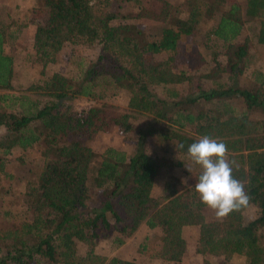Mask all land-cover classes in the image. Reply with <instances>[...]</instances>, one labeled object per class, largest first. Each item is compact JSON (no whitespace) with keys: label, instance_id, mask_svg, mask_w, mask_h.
<instances>
[{"label":"trees","instance_id":"obj_1","mask_svg":"<svg viewBox=\"0 0 264 264\" xmlns=\"http://www.w3.org/2000/svg\"><path fill=\"white\" fill-rule=\"evenodd\" d=\"M151 2L159 8L146 5ZM44 4L48 18L34 28L30 53L41 67L40 77L25 93L9 92L13 58L6 46L17 38L19 26H0V126L5 127L0 174L14 177L7 165L23 163V154L35 145L44 157L36 178L19 186L20 219L2 210L0 192V264H138L107 257L95 247L110 236L122 244L141 223L159 229L152 257L162 261H181L184 230L196 225L195 252L202 264H238L232 262L235 254L244 257L242 264H264V73L253 70L250 86L239 82L249 64L246 20L260 18L255 38L264 45V0ZM202 24H207L206 39L221 49L225 64L212 51L214 65L202 74L209 86H193L191 70L178 65L175 55L179 40ZM65 44H97L99 51L73 74H47L46 67L56 62ZM27 91L41 98L31 99ZM117 91L128 93L123 112L104 101ZM77 97L100 103L78 114L65 112L62 103ZM137 116L143 124L135 127ZM110 123L135 130L134 149L96 152L87 144ZM204 135L227 145L233 177L244 183L249 203L258 209L253 218L246 219L242 207L222 219H206L202 209L207 205L194 187L201 168L191 186L164 172V196L147 210L161 167L192 161L187 147ZM150 136L151 146L146 143ZM170 155L180 160L172 163Z\"/></svg>","mask_w":264,"mask_h":264},{"label":"rangeland","instance_id":"obj_2","mask_svg":"<svg viewBox=\"0 0 264 264\" xmlns=\"http://www.w3.org/2000/svg\"><path fill=\"white\" fill-rule=\"evenodd\" d=\"M177 4L179 0H170ZM228 4L233 2L243 3L244 0H226ZM147 6L153 9L159 8V3H146ZM48 18V7L44 4V0H0V26L11 30L19 26L17 38L6 46V52L13 58V89L9 92L21 94L30 84L36 82L40 77V66L33 63L30 59L32 49L33 32L37 25H43ZM264 21V16L262 17ZM260 18L249 19L244 23V36L247 38L249 64L240 78V83L250 86L252 75L251 72L260 71L264 73V45L256 42V32L259 28ZM207 24H202L191 35L182 37L179 40L176 50V61L182 68L191 70V85L201 84L209 86V81L203 78L210 67L214 65L212 51L217 62L221 65L225 64V56L220 53L221 49L217 45L210 46L213 43L206 39ZM99 51V45L91 46L84 44H65L58 52V57L55 63L49 64L46 67V73L53 71L61 72L62 74H73L76 69L83 65H89L94 60ZM77 62L79 66L77 67ZM190 62H194L196 68L190 67ZM185 88V85H184ZM31 99L41 98L32 91L26 92ZM43 99V98H42ZM128 93L117 91L112 96L104 99L107 103H111L117 107V110L123 112L126 110ZM100 103L99 100H89L85 97H77L67 100L62 103V109L67 113H80L86 110L90 105ZM143 124V117L137 116L133 125L136 127ZM5 131L4 126H0V135ZM136 134L134 129L125 130L124 128L110 123L106 131L98 132L94 137L87 141V144L96 152H103L108 147L116 149L132 150L135 148ZM147 145L151 146L154 143L153 137H148ZM21 151L20 149H15ZM17 154V153H15ZM24 162L18 163L13 161L7 165V170L14 174V177L6 179L0 174V192L3 202L2 210L6 211L9 217L20 219L22 208V198L20 184L28 178L35 179L38 175L44 157L40 153V145H35L29 148L24 154ZM171 161L178 159L180 156H172ZM186 165L191 169L188 170ZM200 166L186 161L181 166L172 164L161 167L160 174L153 184V192L150 195L147 207H152L160 204L161 198L164 196L162 191V182L164 181V172H167L179 179L180 184L188 186L196 181V174L200 170ZM186 180V182H184ZM91 195L93 192L90 193ZM203 214L206 219L216 218L214 210L205 206ZM258 214V209L252 204L243 207V215L246 219H251ZM145 224V223H143ZM197 226L190 225L184 230L186 247L181 261L165 262L152 257L153 251L156 249L160 231L157 227L149 228L146 225L138 227V229L128 237H123L122 244L113 242L114 236L106 239H101L97 242L95 250L107 257L117 256L120 258L135 260L138 264H202V256L195 252V240L197 237ZM114 234V233H113ZM115 234H118L115 232ZM215 261V259H213ZM244 257L241 255H233L232 262L242 264Z\"/></svg>","mask_w":264,"mask_h":264},{"label":"clouds","instance_id":"obj_3","mask_svg":"<svg viewBox=\"0 0 264 264\" xmlns=\"http://www.w3.org/2000/svg\"><path fill=\"white\" fill-rule=\"evenodd\" d=\"M179 147L183 149L185 146L180 144ZM187 153L193 163L202 169L194 186L195 191L200 201L214 210L217 219L249 204L250 196L244 183L233 177L234 162L228 159V148L224 142L204 135L188 145Z\"/></svg>","mask_w":264,"mask_h":264},{"label":"crops","instance_id":"obj_4","mask_svg":"<svg viewBox=\"0 0 264 264\" xmlns=\"http://www.w3.org/2000/svg\"><path fill=\"white\" fill-rule=\"evenodd\" d=\"M158 177V176H157ZM156 180V179H155ZM196 182V181H195ZM194 182V183H195ZM194 183H192V184H190V185H188V186H191V185H193ZM163 185H164V181L162 182V191H163ZM154 187V186H153ZM153 192V188H152V191H151V193ZM142 225H146V224H143V223H141V225L140 226H142ZM139 226V227H140ZM147 226V225H146ZM159 230V229H158Z\"/></svg>","mask_w":264,"mask_h":264}]
</instances>
